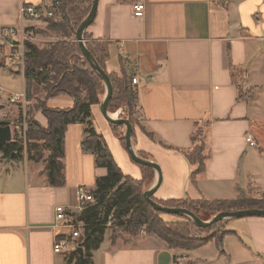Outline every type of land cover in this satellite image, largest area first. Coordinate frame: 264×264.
Returning <instances> with one entry per match:
<instances>
[{
	"label": "crops",
	"instance_id": "obj_1",
	"mask_svg": "<svg viewBox=\"0 0 264 264\" xmlns=\"http://www.w3.org/2000/svg\"><path fill=\"white\" fill-rule=\"evenodd\" d=\"M138 1L145 9L135 16L133 5ZM48 3L0 0V27L18 26L22 5L43 14L30 22L43 21ZM86 34L91 42L106 46L108 74L126 75L131 83L138 79L136 86L131 84L138 96L139 122L133 143L139 155L161 169L157 201H233L264 195V0H98ZM240 92L245 94L242 99ZM21 93L27 98L26 88ZM31 97L53 110L74 106L68 96L46 98L42 86L33 85ZM31 104L27 98L26 106ZM27 113L47 128L41 111L30 113L29 107ZM92 114L94 128L119 168L140 179V169L102 116L100 105L92 107ZM200 125L205 169L193 176L197 166L184 153L193 149L192 134ZM84 137L83 126L67 127L65 181L60 186L49 182L44 162L0 156V264H77L71 251H53L57 238L70 240L71 234L56 221L55 209L74 211L78 188L90 191L107 175L95 156L83 151ZM44 155L46 159L48 152ZM157 181L152 170L146 190ZM222 222L229 234L221 247L210 241L181 250L169 248L154 235L121 240L105 236L92 252L91 264H175L178 258L187 264H264V218Z\"/></svg>",
	"mask_w": 264,
	"mask_h": 264
},
{
	"label": "trees",
	"instance_id": "obj_2",
	"mask_svg": "<svg viewBox=\"0 0 264 264\" xmlns=\"http://www.w3.org/2000/svg\"><path fill=\"white\" fill-rule=\"evenodd\" d=\"M93 0H62L61 19L44 18L49 31L60 37L49 46L39 48L31 41V35L26 41L24 78L27 98L31 99L33 85L42 86L46 98L68 96L74 100V106L68 110H53L42 101L40 110L48 121L47 128L38 122L25 118L26 128L14 131L12 142L0 148V156L5 159H16L26 156L29 161L44 162L49 182L54 186L64 184V140L69 125L78 124L84 127L82 149L95 156L96 165L104 168L107 175L96 180V186L90 190L96 204L89 206L79 215H73L74 223L85 225L83 235L78 239V248L84 250V261L80 263L79 256L71 251L70 258H77V264H91L92 252L97 250L104 240L105 229L111 222L113 229L126 227L128 231L144 228L148 235H154L169 248L181 250L197 249L210 240L218 247L222 246L224 236L228 232L216 233L209 238L194 237L192 230L207 231L198 228L190 219L177 216V222H167L165 215L151 207L144 198V192L152 180V170L137 165L141 171L140 179L125 175L119 168L103 136L99 135L93 125L92 107L99 106L104 96V85L90 64L83 58L82 50L75 38V31L88 15ZM30 33L33 29L29 28ZM86 47L107 73L105 62L108 57L106 46L91 42L87 34L84 36ZM108 74V73H107ZM113 86L110 106L117 101L130 110L133 129L138 126L137 92L131 86V81L124 75L119 78L108 74ZM245 94L240 92L239 98ZM39 109V108H38ZM28 114V113H27ZM24 121L22 114L15 124ZM203 126L197 127L192 134L194 144L190 152L184 153L191 165L197 166L193 176L205 169ZM134 137V131H133ZM123 141V139H121ZM125 148V145H124ZM48 152L45 159L44 153ZM140 156L144 157L143 154ZM148 173L149 176L146 174ZM153 201L171 208H184L191 211L199 219V212L211 216L221 212L239 210H263L264 197L261 199H237L233 201ZM202 220V219H201ZM133 230V231H132Z\"/></svg>",
	"mask_w": 264,
	"mask_h": 264
},
{
	"label": "built area",
	"instance_id": "obj_3",
	"mask_svg": "<svg viewBox=\"0 0 264 264\" xmlns=\"http://www.w3.org/2000/svg\"><path fill=\"white\" fill-rule=\"evenodd\" d=\"M225 1V0H221ZM48 6L45 9V18L61 19L62 12L60 10L62 0H48ZM145 9L144 3L138 1L133 5V12L135 16H139ZM43 14L34 6L22 5L20 7V19L21 22L18 26H6L0 27V65H7L17 69L19 73H23L25 69V55L26 46L25 43L29 39L25 29V21L39 20ZM138 79H132V85L136 86ZM2 89L0 87V93ZM27 105V98L25 93L15 94L10 97L7 102L0 100V121H7L5 111L9 107H21L24 108ZM14 131L23 132L26 128L25 120L21 124H13ZM13 131V132H14ZM247 143L254 147L255 143L248 137ZM77 206L74 211H71L63 206H58L55 209V219L65 229L70 230V240L64 238H57L54 241L53 251L56 254L65 253L67 251H74L78 248V239L83 235L85 225L83 223H74L73 215H79L91 205L96 204L94 196L86 187H79L77 190ZM111 225V222L107 224V227ZM175 264H187L184 259L178 258L175 260Z\"/></svg>",
	"mask_w": 264,
	"mask_h": 264
},
{
	"label": "water",
	"instance_id": "obj_4",
	"mask_svg": "<svg viewBox=\"0 0 264 264\" xmlns=\"http://www.w3.org/2000/svg\"><path fill=\"white\" fill-rule=\"evenodd\" d=\"M97 6H98V0H93L91 9L88 15L80 23V25L75 31V38L81 47L83 58L90 64V66L95 71V73L100 77L105 87V95L102 98V101L100 103V111H101L102 116L105 118V120L110 125H112L114 129H117L121 126L125 128V134L123 138L125 142V148H126V151L130 159L137 165L150 168L151 170L156 172L158 176L157 183L151 189L145 190L144 192V198L148 202V204L151 207H153L156 211L161 212L163 214L188 218L198 228H202V229L208 228L212 226L213 224H217L219 222L227 221V220H239V219L254 218V217L264 218L263 210L254 209V210H239V211H233V212H221V213L214 215L209 221H203L199 219L197 216H195L188 209L165 207L153 201L152 197L154 196V194L156 193V191L158 190L162 182L161 169L156 163L143 158L136 152L134 143H133L134 129L131 124L130 113L128 114V117L125 120L116 119L115 117L113 118V116L110 114L108 108H109L110 100L113 95L112 83L110 81L108 74L100 67L98 62L91 55V53L86 47L84 36L88 28L93 24L95 20L96 13H97ZM12 138H13L12 123L8 121H0V148L12 142ZM75 253L79 256L80 263H82L84 261V250L82 248H77L75 250Z\"/></svg>",
	"mask_w": 264,
	"mask_h": 264
},
{
	"label": "rangeland",
	"instance_id": "obj_5",
	"mask_svg": "<svg viewBox=\"0 0 264 264\" xmlns=\"http://www.w3.org/2000/svg\"><path fill=\"white\" fill-rule=\"evenodd\" d=\"M42 20L43 21H40V22H30V21H35V20L25 21V29H26L27 35L28 36L31 35V41L39 48L49 46L56 39L60 38L56 34L50 32L47 22L45 21L44 18ZM29 27H34V28H31V29H33V32H31L32 34L29 31H27V30H29ZM23 73H19L18 70L14 69L13 67H10L7 65H0V87L2 89V92L0 93V100L1 101L7 102L11 96H13L17 93H21V91L27 87L26 82L23 81V78L21 76V74H23ZM23 76H24V74H23ZM104 95H105V87H104ZM31 100H32V104L30 106H26L25 109L21 108V107H9L5 111L6 120L9 122L15 120V122H16V120L19 119V115H21V114H22V119H24V113H26L25 116L28 119L29 116H28L27 112H28L29 107H30V113H33L34 109L41 111L40 107L42 104V100L40 98L39 99L38 98L33 99L32 97H31ZM109 112L112 116H115L116 119L125 120V119H127L128 114L130 113V110H129V108L121 106L119 102L117 103V101H115L110 106ZM31 119H32V117H31ZM136 122L139 124L137 118H136ZM115 130H116L115 136L118 139H120L119 141L124 146L125 142H124L123 137L125 134V128L121 126ZM13 131H14V129H13ZM13 136H14V132H13ZM121 139H123V141ZM125 151H126V148H125ZM126 153H127V151H126ZM127 155H128V153H127ZM128 157H129V155H128ZM129 159H130V157H129ZM116 163L120 164L119 161ZM133 165L138 167L134 163H133ZM146 175L149 176L148 173ZM127 176L132 177L131 175H127ZM132 178L135 179L134 177H132ZM262 197H264V195ZM241 198L242 199H254V198L247 197V196H242ZM261 198H259V199H261ZM254 200H257V199H254ZM183 202L188 204L186 201H183ZM197 212L203 221H209L214 216V215L211 216L208 213L199 212V210ZM162 218L167 222L179 221L177 216H172V215H167V214L163 215ZM222 225H223V222L213 224L212 226L206 228L208 230L204 231V232L197 231L194 229V230H192L191 234L194 237L199 238V239L209 238L218 232L219 233L224 232L222 230ZM112 227L113 226L110 225V226L106 227V229H105V236L107 238H113V239L121 240L125 237L131 238V236H133V237L148 236V234L146 232H144V228H138V229H136V231L132 230L133 232H131V231H128L126 229V227H122L121 229H117V228L113 229ZM210 241H212V240H210ZM69 253H70V251H68V253H66V254H69Z\"/></svg>",
	"mask_w": 264,
	"mask_h": 264
},
{
	"label": "bare ground",
	"instance_id": "obj_6",
	"mask_svg": "<svg viewBox=\"0 0 264 264\" xmlns=\"http://www.w3.org/2000/svg\"><path fill=\"white\" fill-rule=\"evenodd\" d=\"M115 116H113V118H114Z\"/></svg>",
	"mask_w": 264,
	"mask_h": 264
}]
</instances>
